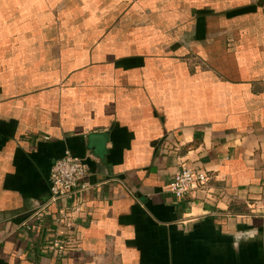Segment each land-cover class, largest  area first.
<instances>
[{
    "label": "crops",
    "instance_id": "1",
    "mask_svg": "<svg viewBox=\"0 0 264 264\" xmlns=\"http://www.w3.org/2000/svg\"><path fill=\"white\" fill-rule=\"evenodd\" d=\"M67 151L68 264H264V0H0V264H62L22 223Z\"/></svg>",
    "mask_w": 264,
    "mask_h": 264
},
{
    "label": "built area",
    "instance_id": "2",
    "mask_svg": "<svg viewBox=\"0 0 264 264\" xmlns=\"http://www.w3.org/2000/svg\"><path fill=\"white\" fill-rule=\"evenodd\" d=\"M87 176L83 159L65 152L50 168L48 199L37 204L22 223L25 230L34 232L36 248L62 264H68L69 252L78 248L74 228L80 196L90 187ZM208 179L204 168L182 165L165 188L175 199H184L195 191L207 193Z\"/></svg>",
    "mask_w": 264,
    "mask_h": 264
}]
</instances>
